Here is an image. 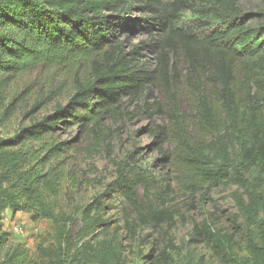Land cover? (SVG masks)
<instances>
[{
  "label": "trees",
  "instance_id": "1",
  "mask_svg": "<svg viewBox=\"0 0 264 264\" xmlns=\"http://www.w3.org/2000/svg\"><path fill=\"white\" fill-rule=\"evenodd\" d=\"M261 15L262 23L250 26L238 0H0V127L22 100L17 95L9 101L6 95L14 78L42 66L57 67L71 87L66 105L0 138V264H40L10 244L1 223L5 210L27 213L34 222L72 225L65 204L80 181L66 163L68 153L78 151L74 142L60 141L59 134L75 129L100 138L105 123L121 114L124 100L146 92L154 99L156 82L169 86L179 81L195 95L197 135L191 140L181 130L170 156L180 190L195 194L229 182L247 185L243 173L264 168V12ZM129 34L154 39L140 47L155 55L156 66L139 62V46L130 45ZM125 44L132 46L128 53ZM58 96L51 93L32 110ZM149 109L162 113L156 100ZM233 145L239 150L235 157ZM126 167L120 165L112 190L127 202L136 223L173 224L172 212L148 207L138 195L141 187L152 202L168 185ZM235 200L244 210L241 197ZM101 211L98 202L80 212L78 263L113 264L115 258V264H121L117 237L96 240V232L106 226ZM125 227L134 239L128 219ZM194 230L215 243L209 228L195 225Z\"/></svg>",
  "mask_w": 264,
  "mask_h": 264
},
{
  "label": "rangeland",
  "instance_id": "2",
  "mask_svg": "<svg viewBox=\"0 0 264 264\" xmlns=\"http://www.w3.org/2000/svg\"><path fill=\"white\" fill-rule=\"evenodd\" d=\"M238 8L250 26L262 23L264 0H238ZM128 41L132 46H139V62L157 65L155 55L140 47L141 42H153V38L129 34ZM124 46L125 51L130 52L132 46ZM179 68L184 80L186 68L182 63ZM237 77L241 79L242 75L237 73ZM54 92L59 96L47 100L40 110H32ZM70 93V84L60 76L57 67L42 66L14 78L6 88V95L9 101L17 95H21L22 100L15 115L0 127V138L11 137L19 128L66 105ZM151 93L154 99L148 98L146 92L138 99L124 100L121 114L105 123L100 138L80 135L75 129L59 134L60 141L74 142L78 151L69 152L66 163V169L74 171L80 181L73 189V199L66 200L65 204L72 225L48 220L34 222L27 213L7 209L2 213L1 223L11 245L22 247L40 264H81L75 259L80 245L77 241L82 226L80 212L99 202L106 226L96 232V240L112 241L117 237L122 243L121 264H264V168L244 172L245 186L229 182L205 187L195 194H184L178 186L177 169L170 156L181 130L191 140L197 135L195 95L179 81L169 86L156 82ZM155 100L161 105V114L149 112ZM150 114H153L151 119ZM160 140L163 143L158 146ZM230 151L235 157L239 150L233 145ZM123 163L127 164L126 171L142 170L168 185L166 192L152 202L141 187L138 195L148 207L172 212L173 224L136 223L127 202L112 190ZM237 196L241 197L244 210L237 207ZM126 219L135 230L132 240L125 227ZM195 225L209 228L216 238L215 243L197 235ZM113 260L115 258H111L115 264Z\"/></svg>",
  "mask_w": 264,
  "mask_h": 264
}]
</instances>
